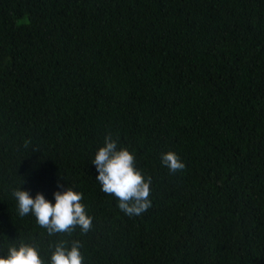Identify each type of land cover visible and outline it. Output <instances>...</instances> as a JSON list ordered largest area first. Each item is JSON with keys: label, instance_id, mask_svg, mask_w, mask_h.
Returning <instances> with one entry per match:
<instances>
[{"label": "trees", "instance_id": "1", "mask_svg": "<svg viewBox=\"0 0 264 264\" xmlns=\"http://www.w3.org/2000/svg\"><path fill=\"white\" fill-rule=\"evenodd\" d=\"M109 132L151 177L141 216L95 180ZM20 178L82 193L91 230L20 217ZM61 240L84 264H264V0H0V255Z\"/></svg>", "mask_w": 264, "mask_h": 264}, {"label": "clouds", "instance_id": "2", "mask_svg": "<svg viewBox=\"0 0 264 264\" xmlns=\"http://www.w3.org/2000/svg\"><path fill=\"white\" fill-rule=\"evenodd\" d=\"M36 151V150H33ZM161 163L170 173L182 172L186 165L173 151L161 153ZM91 164L95 166L101 191L112 195L117 200V208L131 218L141 216L152 207L151 177L143 175L135 166V156L124 147H118V140L109 132L105 135L103 146L95 152ZM24 181L11 189V196L16 203L20 217L31 215L38 226L46 230L49 237L57 234H71L79 227L82 234L92 228V217L87 214L81 203L82 193L70 187L52 193L54 203L47 200L43 193L37 192L33 197L23 190ZM53 248L47 264H84L81 243L78 240L68 245L65 241L50 244ZM0 264H46L37 247L30 242H12L5 255H0Z\"/></svg>", "mask_w": 264, "mask_h": 264}]
</instances>
